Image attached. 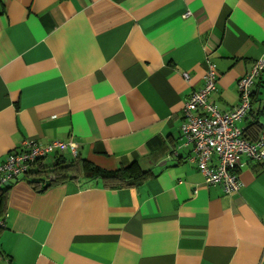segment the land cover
I'll return each mask as SVG.
<instances>
[{
    "label": "crops",
    "instance_id": "obj_1",
    "mask_svg": "<svg viewBox=\"0 0 264 264\" xmlns=\"http://www.w3.org/2000/svg\"><path fill=\"white\" fill-rule=\"evenodd\" d=\"M208 56L209 101L231 111L264 58V0H0V164L25 140L75 141L104 171L148 173L133 186L17 182L0 200V264H264V164L243 156L227 195L182 138ZM253 98L240 126L256 142L264 72ZM60 157L74 159L54 150L46 164Z\"/></svg>",
    "mask_w": 264,
    "mask_h": 264
},
{
    "label": "built area",
    "instance_id": "obj_2",
    "mask_svg": "<svg viewBox=\"0 0 264 264\" xmlns=\"http://www.w3.org/2000/svg\"><path fill=\"white\" fill-rule=\"evenodd\" d=\"M205 64L203 88L194 92L185 104L181 133L185 145L192 147L191 160L204 176L205 184L219 185L227 195H231L242 188L238 169L243 156L264 164V136L252 142L245 137L240 126L252 111L253 87L255 79L264 72V58L239 80L240 103L227 112L209 101L210 95L217 91L218 72L210 56ZM185 77L188 79V74ZM79 149L75 141H55L44 146L35 140H25L0 164V194L25 180L32 166L39 160L47 161L54 150L71 153L73 158H77ZM5 227V219L0 215V229Z\"/></svg>",
    "mask_w": 264,
    "mask_h": 264
},
{
    "label": "trees",
    "instance_id": "obj_3",
    "mask_svg": "<svg viewBox=\"0 0 264 264\" xmlns=\"http://www.w3.org/2000/svg\"><path fill=\"white\" fill-rule=\"evenodd\" d=\"M262 115H264V108L260 112V116ZM244 135L250 140L246 131ZM133 168L108 172L79 157L71 161L60 157L52 164H46L44 160L37 161L26 175L25 181L39 192H44L54 185L78 180L81 177L88 180H101L106 187L133 186L142 183L148 175V173H138ZM8 191L9 189L0 194L1 201L6 198Z\"/></svg>",
    "mask_w": 264,
    "mask_h": 264
}]
</instances>
